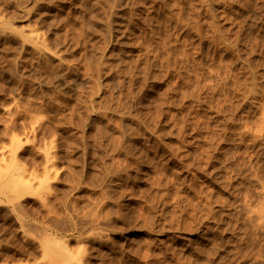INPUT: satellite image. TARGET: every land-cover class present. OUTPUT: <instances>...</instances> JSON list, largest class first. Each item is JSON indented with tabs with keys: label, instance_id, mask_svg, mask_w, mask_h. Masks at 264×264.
I'll list each match as a JSON object with an SVG mask.
<instances>
[{
	"label": "rangeland",
	"instance_id": "1",
	"mask_svg": "<svg viewBox=\"0 0 264 264\" xmlns=\"http://www.w3.org/2000/svg\"><path fill=\"white\" fill-rule=\"evenodd\" d=\"M0 264H264V0H0Z\"/></svg>",
	"mask_w": 264,
	"mask_h": 264
},
{
	"label": "bare ground",
	"instance_id": "2",
	"mask_svg": "<svg viewBox=\"0 0 264 264\" xmlns=\"http://www.w3.org/2000/svg\"><path fill=\"white\" fill-rule=\"evenodd\" d=\"M11 156H12V155H11ZM11 158H12V159H10V161H12V163L15 164L14 167H17V166H16L17 159H16L15 155L12 156ZM48 159H49V158H48ZM48 159H47V161L50 162V159H49V160H48ZM10 163H11V162H10ZM13 164H12V165H13ZM17 165H18V164H17ZM12 168H13V167H12ZM18 168H19V166H18ZM46 172H47V171H46ZM48 173H49V172H48ZM48 173H47V175H48ZM11 178L13 179V177H11ZM10 180H11V179H10ZM13 180H14V179H13ZM13 180H11V182H13ZM15 181H16L18 184H17ZM15 181H14V182H15L14 184H17V186L19 187V189H23V190H25L26 192H27L26 189H29L28 186L31 187V185H29L28 182H27V184H25L26 182L24 183V181H22L20 178H17V180L15 179ZM27 185H28V186H27ZM19 189H18V190H19ZM25 191H24V193H25ZM29 191H30V189H29ZM22 193H23V192H22ZM50 241H51V240H50Z\"/></svg>",
	"mask_w": 264,
	"mask_h": 264
}]
</instances>
